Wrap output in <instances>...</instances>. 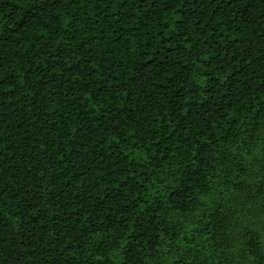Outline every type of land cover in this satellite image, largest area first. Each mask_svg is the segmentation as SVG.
I'll use <instances>...</instances> for the list:
<instances>
[{"label": "trees", "instance_id": "obj_1", "mask_svg": "<svg viewBox=\"0 0 264 264\" xmlns=\"http://www.w3.org/2000/svg\"><path fill=\"white\" fill-rule=\"evenodd\" d=\"M0 264H264V0H0Z\"/></svg>", "mask_w": 264, "mask_h": 264}]
</instances>
